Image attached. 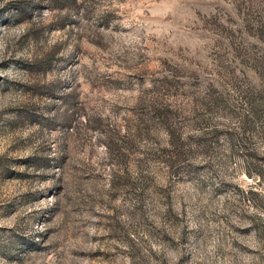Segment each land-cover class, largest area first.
<instances>
[{
	"label": "rangeland",
	"instance_id": "1",
	"mask_svg": "<svg viewBox=\"0 0 264 264\" xmlns=\"http://www.w3.org/2000/svg\"><path fill=\"white\" fill-rule=\"evenodd\" d=\"M0 264H264V0H0Z\"/></svg>",
	"mask_w": 264,
	"mask_h": 264
}]
</instances>
